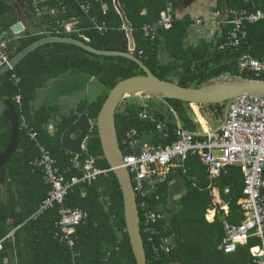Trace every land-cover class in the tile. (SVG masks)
<instances>
[{"label": "trees", "instance_id": "obj_1", "mask_svg": "<svg viewBox=\"0 0 264 264\" xmlns=\"http://www.w3.org/2000/svg\"><path fill=\"white\" fill-rule=\"evenodd\" d=\"M90 6V17L107 31L100 33L78 9L75 0H13L22 12L23 19L29 25L24 34L8 45L10 58L43 37L36 32L44 25L51 36L72 38L85 43L98 51L129 52L130 41L134 46V56L138 58L151 73L162 81L177 84L183 88L197 89L203 85L216 82L225 74L238 76L236 68L237 56L249 53L255 58H264V20L247 28L246 40L238 51L219 50L225 43L227 26L220 36L210 42H200L196 47L185 46L186 31L193 21L186 17L175 19L168 30L161 29L153 41L145 38L141 32L144 24H153L165 8L164 0H80ZM185 0H173L176 10ZM224 0H217L219 7ZM228 10L246 9L264 12V0H226ZM53 11V14H50ZM41 13L40 24H35L38 13ZM72 19L79 20V35L64 34L62 26ZM18 18L16 9L7 0H0V27L2 31H10ZM129 28L130 32L126 29ZM59 31L60 34H55ZM164 42L171 60L167 64L158 61L160 44ZM13 73L20 79L16 87L7 73L0 77V99L11 103L18 117L20 115L30 128L38 135V141L56 160L57 167L65 170L70 166L73 155L65 152L60 145L63 132L81 115L86 113L89 120L95 123L99 110L111 89L120 81L144 75L133 62L123 58L99 57L91 55L75 46L51 44L38 48L29 54L14 69ZM84 74L98 81L106 90L105 94L86 105L82 102L75 113L63 117L55 124L54 132L48 133L49 112L54 108L41 107L31 112V103L38 90L49 81L66 74ZM242 77L256 79L251 74ZM175 81H173V80ZM20 93L21 110L14 104L13 98ZM167 105V106H166ZM163 105L164 111L155 110L156 117L166 123L167 137L157 133L153 124L139 121L142 112L139 105H129L122 112L115 114L118 141L128 131L135 129L142 139L152 145H170L176 141L175 117L182 128L197 133L199 125L193 121L191 105L179 101L168 100ZM196 106V105H194ZM201 115L210 124L219 123L223 118V104L198 106ZM11 134L10 117L5 112L0 117V153L8 144ZM85 152L79 160L89 156L96 158V166L101 170H109L103 159L101 145L94 126L84 144ZM38 151L26 132L19 128L15 151L0 171V241L5 239L12 230V240L5 239L1 243L0 264H71V251L53 238L55 230V212H45L36 219H30L39 205L46 198L49 188L42 182L41 173L30 166L37 157ZM168 171L166 179L156 184V189L145 198V209L165 214L171 213V224L168 219L154 227L152 240L155 245L167 237L170 241L169 252H159V257L152 254L151 243L141 232L146 264H253L249 249L260 242L253 238L246 245L239 246L235 252L225 254L219 250L224 232L222 227L223 211L213 205L211 188L219 190L221 201L227 206L226 220L239 224L242 214L237 205L242 197L243 176L235 167H226L220 178L210 182L205 168L194 157L190 156L184 170L175 169V174L183 179L185 193L174 203V211L168 207V185L174 175ZM173 172V171H172ZM79 175L72 171L67 175ZM4 187L9 199L2 197ZM227 190V193L225 191ZM158 197V200H156ZM142 200L137 197L140 205ZM66 204L72 208L83 210L87 217L76 228L75 250L78 254L77 264H136L129 244L123 217V199L119 184L112 172L100 175L89 186H74ZM139 216L142 226V212ZM7 259V263H4Z\"/></svg>", "mask_w": 264, "mask_h": 264}, {"label": "built area", "instance_id": "obj_2", "mask_svg": "<svg viewBox=\"0 0 264 264\" xmlns=\"http://www.w3.org/2000/svg\"><path fill=\"white\" fill-rule=\"evenodd\" d=\"M79 11L89 19L95 30L104 33L107 29L98 25L96 20L90 17V6L80 0H75ZM165 8L159 18L153 24H144L141 32L145 38L153 41L157 38L161 29L168 30L174 20L173 0H164ZM264 20V12L261 10L249 11L246 9H233L228 11L226 25L229 30L225 43L218 47L219 50L238 51L247 37V28ZM64 34L76 33L71 22L62 26ZM130 32V29H126ZM44 28L36 34L40 37L51 36ZM55 34H60L55 31ZM12 31H2L0 27V68L9 66L11 60L8 45L18 37ZM16 37V38H15ZM88 41L84 36L79 35ZM129 52L134 54L132 42L129 44ZM238 76L251 74L256 79L264 80V58L258 59L249 53H241L236 59ZM10 68L8 73L10 81L18 87L20 79ZM140 97V96H139ZM148 100L151 97L145 96ZM14 104L21 110L22 98L18 93L13 98ZM142 112L138 114L139 121H147L154 125L157 133L163 138L167 137V125L160 121L147 102L139 104ZM19 128L26 132V136L32 141L38 151L37 157L30 166L37 169L42 175V182L49 188L46 198L38 209L30 217L36 219L45 212L54 211L55 230L53 238L71 251V264H77L78 256L76 245V228L86 219V213L79 208H72L66 204V198L70 190L77 185L89 186L100 175H105L109 170H101L96 166V158L89 156L83 162L80 156L73 155L70 166L65 170L57 167L56 160L49 151L39 143L37 133L28 126L25 117L20 115ZM219 128V129H218ZM217 129L209 130L202 135L201 132L191 133L176 125V141L170 145H152L142 141L139 132L132 129L125 133L119 142L122 154L123 166L127 169L132 188L136 197L142 202L139 206L145 209V198L156 189V184L161 183L170 168L184 170L185 163L190 156H194L205 168L210 182L220 178L226 167H237L243 175L242 197L238 200L242 220L239 224H232L227 220L222 222L224 237L219 247L225 254L235 252L239 246L246 245L249 239H257L260 244L249 249L253 264H264V99L257 97H240L232 102L227 118ZM83 153L85 152V147ZM72 171L79 175L67 177ZM211 189V185L208 187ZM227 193V190L225 191ZM158 200V197H156ZM167 220L165 213L145 209L142 212V227L140 231L146 234L147 241L151 243L154 257H159V252L166 253L171 250L167 237L161 239L159 245L152 240L154 227Z\"/></svg>", "mask_w": 264, "mask_h": 264}, {"label": "water", "instance_id": "obj_3", "mask_svg": "<svg viewBox=\"0 0 264 264\" xmlns=\"http://www.w3.org/2000/svg\"><path fill=\"white\" fill-rule=\"evenodd\" d=\"M11 31L16 35L23 33V25L17 23L12 26ZM51 44L72 45L91 55L99 57L123 58L135 63L144 74L118 82L104 100L95 123L89 120L86 113H82L77 120L63 132L60 145L65 152L71 155L82 156V147H84L94 126L96 127L103 159L106 161L121 189L123 217L133 257L136 264H146V254L140 231L139 210L130 175L123 166L116 130L115 114L119 104L125 98L132 96H150L162 102L164 105L167 104L168 100L197 106L223 104V121H225L230 105L237 98L257 97L264 99V80L232 76L227 73L224 76L226 80L206 84L197 89L183 88L177 84L162 81L155 77L132 52L98 51L79 40L57 36H47L38 39L17 53L11 58L9 66L0 68V77L7 74L10 68L14 70L22 60L38 48ZM5 112H8L10 117L11 134L7 146L0 153V171L9 163L15 151L19 134L18 117L13 105L6 100L0 99V117ZM176 121L180 126L177 117Z\"/></svg>", "mask_w": 264, "mask_h": 264}, {"label": "crops", "instance_id": "obj_4", "mask_svg": "<svg viewBox=\"0 0 264 264\" xmlns=\"http://www.w3.org/2000/svg\"><path fill=\"white\" fill-rule=\"evenodd\" d=\"M7 2H8V4L12 5L16 9V16L18 18L17 23H21L23 25V28H24L23 33L19 34V35H22V34L25 33L26 30L30 29L29 25L27 24L26 21H22V19L20 17L22 12L18 8V6L13 2V0H7ZM114 3L117 5L116 0H114ZM228 11L229 10H228V5L226 3V0H224L219 7H217V0H185L175 10V14H174L175 19H177V20H182V19H184L186 17H189L193 21V25L190 28H188V30L186 31V36H185V39H184V43H185L184 48H185V46H188V45L196 47L202 41L210 42V41L218 38L220 36V34L222 33V31L227 27L226 20H227V16H228ZM50 14H53V11H50ZM40 16H41V13L39 12L38 15H37V18L35 20V24H40V22H41V20H40L41 17ZM70 22H71V24L74 25V28L76 29V27L78 26L79 20L72 19V20L69 21V23ZM64 24H66V23H64ZM14 25H12V26H14ZM41 28H44V25H41ZM37 33H38V31L36 32V34ZM19 35H17L16 37H18ZM170 60H171L170 53L167 51L166 46H165L164 42L162 41V43L160 44L159 52H158V61L161 64H167ZM63 78H67L68 79L67 80V83H68L67 86H69V88L72 89V90L76 89V86H78L79 84H83L84 85V92H86V88L89 85H91L92 83H94V81H96L95 79L89 78L88 76H86L84 74H76V73H74V74H66V75H64V76H62V77H60L58 79H53V80L61 81V79H63ZM222 78H224V77H222ZM46 85L44 87H46ZM100 96L101 95H98V97H96L95 99H91V100L88 97L87 98L85 97L84 100L74 98L73 101L71 102L70 106H68L69 109L65 110V111L64 110L61 111V112H65L66 113V115L63 116V117H68L72 113H75L76 110H77L78 105L81 104L82 102H85L86 105H89L91 102H93L94 100L98 99ZM35 98H36V96H35ZM34 101H35V99H34ZM144 102H147L151 106V109H152L153 112L155 110L156 111L158 110V109L154 110V108H153L154 103H152V100H144ZM32 103H31V105H32ZM162 104L163 103H161L159 105H160V108L164 111L165 109L162 108L163 107ZM31 105H30V107H31V112L32 113L39 109V108L38 109H33ZM41 107H47V108H52L53 107L54 110L53 111L51 110L50 112L53 115L55 114L54 115L55 118L58 119L57 115L59 114L60 110L58 109L57 101H56V103L54 102V103H51L50 105L41 106ZM191 110L195 114L193 121H195L198 125H200L198 132H201L202 135H204V133L209 131V129H210L208 127L210 125V123H208V121L201 115L199 107L197 105L196 106L191 105ZM196 116H198L199 122H197L198 120H197ZM59 119H61V118H59ZM49 120H50L49 123H53L52 118L49 117ZM222 120H223V118H222ZM220 122L216 123V126H215L216 128L215 129L218 128V124H220ZM175 124L178 125V123L176 121V117H175ZM180 126H181V124H180ZM46 128H47L48 133H51L50 129H52L53 126L51 127L48 124ZM205 129H207V130H205ZM142 141L146 142L144 139H142ZM235 168H237V167H235ZM175 169L176 168H170L169 169V170H171L170 173L173 174L174 177L176 175L175 174ZM174 177H173V180L170 181V183L168 185V190H169L170 186H172V184L174 183V179H175ZM165 179H166V177H165ZM211 195H213L214 198H215V204H213V205L217 206L219 208V210L224 212L223 213L224 214L223 215V219H222V222H223L224 220H226L225 216H227V214H228V208L221 201L218 189L211 188ZM180 197H177L175 199L174 198L170 199L169 198V194H168V199H167L168 204H169V202L178 200ZM237 205H238V202H237ZM166 215H167L168 221H170V224H171V215L170 214H166ZM14 232H15V230H12L10 232V234L5 239L12 240ZM5 239L0 241V250H1V243ZM4 263H7V259H4ZM14 264H16V261H15Z\"/></svg>", "mask_w": 264, "mask_h": 264}, {"label": "rangeland", "instance_id": "obj_5", "mask_svg": "<svg viewBox=\"0 0 264 264\" xmlns=\"http://www.w3.org/2000/svg\"><path fill=\"white\" fill-rule=\"evenodd\" d=\"M20 17H21L22 21H25L22 17V13H21ZM67 80H68L67 78H63V79H61V81L52 80V81L48 82L46 87H44L43 89H41L37 92L35 101L31 105L33 109H38L41 106L50 105L51 103H54V102L56 103V101H57L58 109L60 110L59 114L57 115L58 119L55 118V116H54L55 114L53 115V114H51V112L49 113L50 114L49 117L52 118V120H53V123L48 122V124L51 127L53 126V128L50 129L51 130L50 134H52L54 132L55 124H57L61 120L59 118H63V116L66 115L65 112H61V111L68 110L69 109L68 106H70V104L74 98L84 100L85 97L86 98L88 97L91 100V99H95L96 97H98V95L103 96L105 94V91H106L98 81H94V83L89 85L86 88V92H84V85L83 84H79L78 86H76V89L72 90L69 88V86H67L68 85ZM223 80H226V79L221 77L216 82L223 81ZM146 99L147 98L145 96H140V97L139 96H132L129 98H125L119 104L117 109L119 112H122L126 106L134 105V104L139 105L141 102H144V100H146ZM148 100H152V103H154V106H153L154 109H158V110L160 109L161 110L159 104H161L162 102H159L158 100H156L153 97H151ZM162 105H164V104H162ZM194 115L195 114L192 112V115H191L192 119H194ZM196 118L199 119L198 116H196ZM222 122H223V120L220 122V124H218V127L222 124ZM215 126H216V124H210L208 126L210 128L209 130L215 129L216 128ZM174 178H175L174 183L172 184V186H170V188L168 190V194H169L170 199H173V198L175 199L177 197L182 196L185 193V188H184V183H183L182 177L179 175H175ZM3 191L4 192H2L1 195H2L3 199H5L7 201L9 199V197H8L7 192H6L7 191L6 187H4ZM212 198H213V204H215V198L213 195H212ZM174 203H175V201H172V202H169V204H168V207L171 210V212L174 211ZM169 214H171V213H169Z\"/></svg>", "mask_w": 264, "mask_h": 264}, {"label": "bare ground", "instance_id": "obj_6", "mask_svg": "<svg viewBox=\"0 0 264 264\" xmlns=\"http://www.w3.org/2000/svg\"><path fill=\"white\" fill-rule=\"evenodd\" d=\"M197 120L199 121V119H197ZM198 121H197V122H198ZM205 130H207V129H205Z\"/></svg>", "mask_w": 264, "mask_h": 264}]
</instances>
